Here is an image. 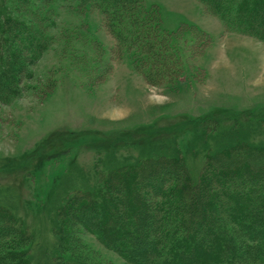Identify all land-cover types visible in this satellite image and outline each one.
I'll return each instance as SVG.
<instances>
[{"label":"rangeland","instance_id":"obj_1","mask_svg":"<svg viewBox=\"0 0 264 264\" xmlns=\"http://www.w3.org/2000/svg\"><path fill=\"white\" fill-rule=\"evenodd\" d=\"M91 4L48 1L53 42L21 94L0 102V208L33 230L32 264H50L55 254V205L114 167L181 155L197 176L210 151L264 148V39L229 26L200 0H144L138 19L158 26L174 60L168 77L151 82L153 59L119 46ZM78 239L69 251L76 256L131 264L94 233Z\"/></svg>","mask_w":264,"mask_h":264},{"label":"trees","instance_id":"obj_2","mask_svg":"<svg viewBox=\"0 0 264 264\" xmlns=\"http://www.w3.org/2000/svg\"><path fill=\"white\" fill-rule=\"evenodd\" d=\"M42 1L38 8L32 0H0L4 104L21 94L31 65L53 42L48 30L55 22L50 7L44 10L49 0ZM77 1L103 13L119 46L147 52L154 61L145 70L151 82L171 74L174 60L165 37L150 18L138 19L144 0ZM200 1L229 26L264 39V0ZM258 10L261 18L254 17ZM156 159L114 167L94 187L72 189L60 200L53 209L57 242L50 264H97L71 253L82 230L131 264H264V148L241 143L210 151L197 176L184 156ZM157 174L165 178L153 185ZM258 184L261 193L252 188ZM33 241V230L0 208V264H32Z\"/></svg>","mask_w":264,"mask_h":264}]
</instances>
